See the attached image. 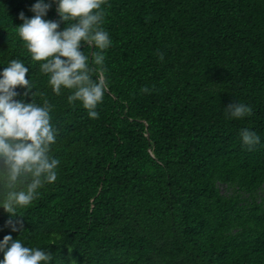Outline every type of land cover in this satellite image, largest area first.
Here are the masks:
<instances>
[{"label": "trees", "instance_id": "trees-1", "mask_svg": "<svg viewBox=\"0 0 264 264\" xmlns=\"http://www.w3.org/2000/svg\"><path fill=\"white\" fill-rule=\"evenodd\" d=\"M36 2L0 0V73L29 69L35 95L17 86L15 99L48 100L60 163L17 216L0 207V242L49 251L48 264H264V0H107L99 119L55 95L19 38ZM230 103L252 115L226 116ZM243 129L260 137L251 150Z\"/></svg>", "mask_w": 264, "mask_h": 264}, {"label": "clouds", "instance_id": "clouds-1", "mask_svg": "<svg viewBox=\"0 0 264 264\" xmlns=\"http://www.w3.org/2000/svg\"><path fill=\"white\" fill-rule=\"evenodd\" d=\"M53 3L57 4L59 21L44 19ZM106 4L107 0H37L31 8L34 16L28 19L21 12L23 23L16 28L32 60L41 62L40 71L49 77L55 95H61L62 89L70 90L68 102H81L91 119H99L96 108L109 91L103 53L112 41L102 27ZM61 22L66 24L63 31L58 30ZM82 45L99 51L88 55L81 51ZM158 55L163 60V53ZM28 71L23 62L14 59L0 73V207L13 217L17 207L28 206L45 184L57 180L60 163L50 155L57 129L51 123L48 100L39 105L32 98L30 103L15 99L17 86L27 90L24 96L35 95L34 85L26 79ZM141 91L147 93L149 89ZM252 112L243 103H230L225 108V115L233 119L251 116ZM240 135L249 150L260 143L254 131L243 129ZM22 218L12 226L13 231H23ZM0 252V264H48L53 259L51 252L25 246L10 235L0 242Z\"/></svg>", "mask_w": 264, "mask_h": 264}]
</instances>
